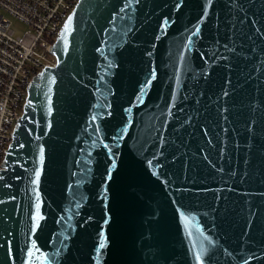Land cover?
I'll list each match as a JSON object with an SVG mask.
<instances>
[{
	"label": "water",
	"instance_id": "obj_1",
	"mask_svg": "<svg viewBox=\"0 0 264 264\" xmlns=\"http://www.w3.org/2000/svg\"><path fill=\"white\" fill-rule=\"evenodd\" d=\"M0 168V264H264V0H78Z\"/></svg>",
	"mask_w": 264,
	"mask_h": 264
},
{
	"label": "built area",
	"instance_id": "obj_2",
	"mask_svg": "<svg viewBox=\"0 0 264 264\" xmlns=\"http://www.w3.org/2000/svg\"><path fill=\"white\" fill-rule=\"evenodd\" d=\"M77 1L0 0V168L28 86L42 68L56 64L49 48ZM5 13L27 29L16 34Z\"/></svg>",
	"mask_w": 264,
	"mask_h": 264
},
{
	"label": "rangeland",
	"instance_id": "obj_3",
	"mask_svg": "<svg viewBox=\"0 0 264 264\" xmlns=\"http://www.w3.org/2000/svg\"><path fill=\"white\" fill-rule=\"evenodd\" d=\"M5 15L10 19L11 26L14 29V32L16 34H21L25 29H27V27L23 23H21L20 21H18L17 19L12 17L11 15H9L7 13H5Z\"/></svg>",
	"mask_w": 264,
	"mask_h": 264
}]
</instances>
